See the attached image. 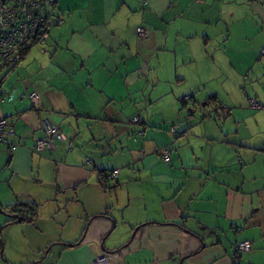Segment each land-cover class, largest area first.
Instances as JSON below:
<instances>
[{"label":"crops","instance_id":"1","mask_svg":"<svg viewBox=\"0 0 264 264\" xmlns=\"http://www.w3.org/2000/svg\"><path fill=\"white\" fill-rule=\"evenodd\" d=\"M48 12L61 20L48 38L0 65V264L103 252L107 264H264V110L247 103L264 101V0H57ZM225 21L243 41L217 47L229 71L204 70L206 35ZM44 120L64 138L38 154ZM20 203L34 220L9 221Z\"/></svg>","mask_w":264,"mask_h":264},{"label":"built area","instance_id":"2","mask_svg":"<svg viewBox=\"0 0 264 264\" xmlns=\"http://www.w3.org/2000/svg\"><path fill=\"white\" fill-rule=\"evenodd\" d=\"M55 0H0V65H16L21 52L34 43H43L48 38L49 30L61 20L53 18L48 7L53 5ZM137 35L142 39L146 36L142 28H137ZM264 54V49L262 50ZM2 83L0 77V103L3 101ZM29 101L32 107L37 108L39 102L38 93L32 91L29 94ZM247 103L252 109H263L264 101L248 98ZM8 125V119H0V144L7 143L5 128ZM44 137L38 138L33 146L37 152L43 150H53L55 142L64 137L59 132L57 126L49 120L42 122ZM170 132H175L174 126ZM170 150L168 147L159 149V155L165 162L169 161ZM111 179H116L117 171L109 173ZM238 252H244L251 249L249 242H240L235 245ZM109 255L101 253L96 255L91 264H107Z\"/></svg>","mask_w":264,"mask_h":264},{"label":"rangeland","instance_id":"3","mask_svg":"<svg viewBox=\"0 0 264 264\" xmlns=\"http://www.w3.org/2000/svg\"><path fill=\"white\" fill-rule=\"evenodd\" d=\"M206 17H207V15L203 16V19L206 18ZM225 17H226V15H225ZM245 22H246V20H245ZM225 23L226 24L224 25V29H223L222 23H219V25H216V24L213 23V28H214V30L216 29L215 32L213 31L212 27L210 28V32L207 31L208 35H206V36L209 37V42H208L209 43L208 44L209 53H210L211 57L213 56L214 62H213V64L210 62L211 67L210 66L209 67L203 66L202 69H204V70H207V69L208 70H211V69H216V70L220 69V70H222L223 69L222 67H225V71L226 70L229 71L228 70L227 59H225L223 57L222 52H220L221 54L217 52V47H218V49L220 48L222 51H223V48L225 46L227 47V49L228 48H233V50H234V49H237L236 45H235L236 42H242L243 41L241 39V37L244 36V32L245 31L244 30L240 31V29L237 30L236 26H231V24H229V21L228 22L225 21ZM216 26H218V27H216ZM218 30H220L221 32H218ZM222 30H224V31H222ZM203 36H204L203 33H201V35L199 37L201 39V41H202V37ZM228 37H229V39H228ZM186 46L187 45H185V47L183 46L182 48H179V51H178V56L179 57L182 56V55H185V56L188 55V53L186 51ZM190 47H191V44H189V48ZM192 60L195 62L196 61V57L194 59H192ZM181 63H182V61L178 60V65H180ZM195 67H197V66H195ZM193 71H195V70H193ZM196 72H197V70H196ZM186 75L188 76V77H186L187 78L186 79L187 82H189L192 78H194V77H192L193 74H191V73L190 74L186 73ZM0 76H1V74H0ZM230 82L227 85L231 84ZM2 85H3V83H2ZM195 85H196V83H190V85H188V90L190 88H192V89L195 88ZM236 91H237L236 96L237 95L239 96V92L240 91L239 92H238V90H236ZM186 101H188V99H186ZM179 104L182 105L183 103L179 102ZM199 108L202 109L203 107H199ZM188 112L191 113V109L188 108ZM199 117H200V113H199Z\"/></svg>","mask_w":264,"mask_h":264},{"label":"trees","instance_id":"4","mask_svg":"<svg viewBox=\"0 0 264 264\" xmlns=\"http://www.w3.org/2000/svg\"><path fill=\"white\" fill-rule=\"evenodd\" d=\"M56 1L57 0H55V2H54V4L56 3ZM53 4V5H54ZM53 5H51L50 7H48V9H52V7H53ZM28 48V47H27ZM27 48H25L24 50H26ZM264 49V48H263ZM262 49V50H263ZM24 50L22 51V52H24ZM22 52H21V55H22ZM262 52V51H261ZM263 54V53H262ZM14 66V65H13ZM9 69H12V66H9ZM1 77V80L3 81L4 80V77L5 76H0ZM194 97H190V100H192ZM216 100V96L215 95H209V96H207L204 100H202L201 102H200V104H198L199 106H207L208 104H211L213 101H215ZM250 109H252V108H250ZM260 110H263V109H260ZM7 119V118H6ZM54 125V124H53ZM174 126V128H175V125H173ZM172 126H170L169 128H168V130H169V132H170V128H171ZM59 129V128H58ZM60 132V131H59ZM61 133V132H60ZM172 133V132H171ZM173 133H175V132H173ZM41 137H44V131H43V135L42 136H40V137H37L36 139H35V141H34V143H33V146H34V144H35V142H36V140L38 139V138H41ZM57 141H59V140H57ZM60 141H63V139L62 140H60ZM33 146H32V148H33ZM56 147V146H55ZM55 147H54V149H55ZM169 148V147H168ZM53 149V150H54ZM53 150H43V151H40V152H37V151H35L34 149H33V151H35V153H42V152H52ZM169 150H170V153H169V161L168 162H165L164 160H163V158H162V160L165 162V163H167V164H170V154H171V149L169 148ZM158 154H159V150H158ZM8 209L7 210H9V212L11 213V214H13V216H14V218H12V219H9V221H24V220H29V221H32V220H34L35 219V217H36V215H37V206L35 205V204H22V203H20V204H14V205H11V206H8L7 207Z\"/></svg>","mask_w":264,"mask_h":264},{"label":"water","instance_id":"5","mask_svg":"<svg viewBox=\"0 0 264 264\" xmlns=\"http://www.w3.org/2000/svg\"><path fill=\"white\" fill-rule=\"evenodd\" d=\"M192 100H194V99H192ZM201 107H202V106H201ZM0 212L3 213V211L1 210V208H0ZM9 216H11V217H9V218H14V216L12 217V215H9Z\"/></svg>","mask_w":264,"mask_h":264}]
</instances>
